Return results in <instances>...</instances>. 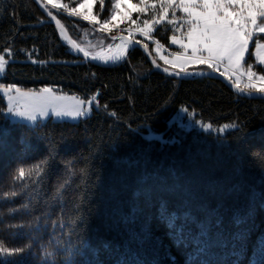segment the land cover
<instances>
[{
	"label": "trees",
	"instance_id": "16d2710c",
	"mask_svg": "<svg viewBox=\"0 0 264 264\" xmlns=\"http://www.w3.org/2000/svg\"><path fill=\"white\" fill-rule=\"evenodd\" d=\"M100 7L94 13L107 19L108 0L102 16ZM49 8L74 39L66 22L80 20ZM168 11L175 29L157 27L153 37L174 50L171 37L189 25L178 8ZM44 19L33 0H0V50L10 61L0 84L96 95L99 106L77 121L28 125L8 120L0 95V243L26 248L0 264H264V99L211 77L163 75L138 48L115 65L86 61ZM135 39L164 65L151 41ZM184 107L213 128L240 127L171 125ZM36 165L39 177L16 178Z\"/></svg>",
	"mask_w": 264,
	"mask_h": 264
},
{
	"label": "snow or ice",
	"instance_id": "6c2138e0",
	"mask_svg": "<svg viewBox=\"0 0 264 264\" xmlns=\"http://www.w3.org/2000/svg\"><path fill=\"white\" fill-rule=\"evenodd\" d=\"M97 2L101 6L99 15L102 16L105 0H83V3L79 7L71 9V14L82 16L84 21L99 24L101 30L106 32H111L126 21H131L133 25H136L137 21L132 18L133 13H145L149 4H151L153 9L158 4L166 5L167 7L161 9L159 19H145L142 27L137 25V31L142 36H149L153 33L156 25L161 24L162 21L167 19L169 7L178 8L180 12L186 14L189 18L186 21L189 27L186 32V40L173 35L171 43L173 45H180L185 50V53L190 50L191 55L182 56L181 53L177 52L176 56L179 63L167 61L166 57H162L166 62L171 63L173 68H179V72L169 73L167 68H164L163 71L174 76L181 74L184 76L205 75L203 71L188 70V66L205 65L207 69L215 72L219 70L220 64L227 62V68L231 69V74L227 79L231 80L232 76L236 77V82L233 85L235 89L246 96L256 94L264 98V42H262L264 41V0H139L138 4L133 3V0H108L111 8L115 11L110 15L109 19L104 20L98 19V15L94 14V6ZM44 4H50L53 8L62 7L60 0H41L42 7ZM141 5H144V7ZM49 16H52L50 12ZM172 16H176L175 11L172 12ZM52 19L55 20L56 18L52 16ZM56 23L60 25L59 20H56ZM167 23L173 24L174 21L168 19ZM176 30L178 31L179 28ZM140 43L141 41L139 40L134 41L135 45H139ZM143 47L145 50L148 49L147 44H144ZM250 47H254L255 50L250 52ZM128 50L126 47L125 51ZM0 51L5 53L4 55H0V74H3L6 70V65L10 62L6 59L9 50L6 48ZM250 54L255 59L254 64L248 63L246 59ZM87 55L88 53H85V56ZM33 62L35 63L36 61ZM153 63L155 64V61ZM257 68L261 70L257 71ZM219 74L220 76H225V72H220ZM245 76L247 77V83L244 87H241L240 80ZM12 89H15L17 93L22 91L15 84L7 85L6 89L3 84H0V92L4 96H7V91ZM28 91L32 92L30 89ZM40 93H48L55 96L52 88H41L39 93H34L40 99V104L24 111L14 110L9 105L7 106V114L35 124L38 118L49 116L48 108L51 107V115L55 117L76 119L89 114L92 110V104L96 101V95H93L90 99L79 101V104L84 107H76L74 109L57 108L51 104L50 97L41 96ZM7 98L11 99V97ZM181 111L187 113L189 119H192L195 115L194 111H189L187 107L182 108ZM113 115L115 114L113 113ZM195 123L200 125L204 131H217L219 133L240 127L236 122L225 124L219 128H213L212 123H204L199 119ZM36 169H39L38 165L35 168L27 169V171L24 167H19L16 178L23 179L30 177L34 171L36 176L39 177L41 173ZM25 187H27V184H25ZM61 187H65V185H61ZM10 195L16 197L18 193L12 191ZM24 207H27V205ZM25 251L26 248L24 247L9 248L4 243H0V256L10 258L21 255ZM49 255L51 254L49 253Z\"/></svg>",
	"mask_w": 264,
	"mask_h": 264
},
{
	"label": "rangeland",
	"instance_id": "374dc122",
	"mask_svg": "<svg viewBox=\"0 0 264 264\" xmlns=\"http://www.w3.org/2000/svg\"><path fill=\"white\" fill-rule=\"evenodd\" d=\"M81 3H83V0H77L75 5L71 7V6H69L68 2L65 3V2L60 1V4L62 5V7H59V8H53L50 4H48V5L51 6L53 9H55L57 11V13H60V11H63V12L69 13L73 17H80L81 18V19L77 18L78 20H80L79 23L70 21V22H66V24L70 28V30L74 36L75 41L80 46H82L85 50L89 51L90 53H95V52L102 51V50L107 51V52L112 51L114 49V47L119 43L118 41L107 40L104 37V35L98 33L97 32L98 29L101 30V26L99 24L84 21L82 16H75V15L71 14V9L73 7H79V5ZM133 3L138 4L139 0H133ZM63 6H66V7H63ZM141 6L144 7V5H141ZM164 7H167V6L158 4L156 6V8L153 9L151 7V4H149L147 6V10L145 13H133L132 18L137 21L136 25H133L131 23V21H126L125 23L121 24L118 28H114L111 32H114V33L124 32L133 38H135V36H140V37L146 39L147 41H151L152 50H153V53L156 56V58H158V60H160V62H162L164 64V66L175 69V70H179L178 67L173 68L172 64L166 62V60L162 59V57H166L167 61H175V62L179 63V61L177 60V56H176L177 52L181 53L182 56L191 55V52H187V53H185V51L181 52L179 50H175V47H173L174 50H171L165 46H162L160 43H157V40L153 37V33H151L149 36H142L137 31V25L142 27L143 21L145 19H148V20L159 19L160 15H161V9ZM114 11L115 10L111 8L108 17H106V18L109 19L110 15ZM186 17H187V15H186ZM69 18H71V17H69ZM168 19L173 20V18H170V17L167 18L166 20L162 21L161 24L156 25L154 31L156 30L157 27L165 28L168 25V23H167ZM187 19H189V18L187 17ZM173 21L175 23V20H173ZM164 23H166V24H164ZM174 23L170 25V27H172V29H175V27H173V26H176ZM178 28H180V27H178ZM104 32H106V31H104ZM107 33H109V32H107ZM114 33H110V34H114ZM170 45L173 46L171 41H170ZM195 66L197 67L200 65H189L188 69H191ZM218 71L225 72V74L227 76H229L231 74V69L227 68V64L225 62L219 65ZM0 75H2V74H0ZM231 79L234 82H236L235 76H232ZM240 83L242 85H245L247 83V77L246 76L242 77L240 80ZM4 86L6 89L7 85H4ZM44 87L52 88L54 93H55V96H52V94H48V93H40V95L45 96V97H50L51 104L57 108L74 109L76 107H84V106H81L79 104V101L82 99H84V100L90 99L93 96V95H91L89 97H81V96H78L76 94H71V93L59 91L57 88L49 86V85L40 86L37 88H21L22 91L20 93H17L15 91V89H12L10 91H7V96H4L3 93L0 92V95L2 96V99H3L4 104H5L4 113H5L6 117L8 118V120L14 121V122H23V123L28 124V125H34V124L29 123L28 121L20 120L17 117H14V116L7 114V106L11 105L14 108V110H19V111L31 109L33 106L41 103L40 99L38 97H36L34 95V93H39V90L41 88H44ZM29 89L32 90V92H29L28 91ZM7 97H11V99H8ZM96 106H97V102L95 101L92 104L91 108L92 109L94 107L96 108ZM181 109L182 108L177 110L175 112V114L171 117V119L169 120V123L171 125H173L175 127H180L183 129H188L190 127L201 128L200 125L195 123V121L197 120L196 118L193 117L192 119H189L188 114L182 112ZM51 111H52L51 107L48 108L49 116L45 117V118H38V121L36 123L43 122L47 119H51L54 121L65 120V121H72L73 122V121H77L81 118H84V117L90 115L92 112V110H91V112L89 114H87L86 116H82V117H79L76 119H72L69 117H64V118L55 117V116L51 115ZM144 135L146 137L163 139L161 132H156V131H153L151 129H148Z\"/></svg>",
	"mask_w": 264,
	"mask_h": 264
},
{
	"label": "water",
	"instance_id": "95a60500",
	"mask_svg": "<svg viewBox=\"0 0 264 264\" xmlns=\"http://www.w3.org/2000/svg\"><path fill=\"white\" fill-rule=\"evenodd\" d=\"M33 2L35 3V5L39 8V10L43 13V15L45 16V19L43 21L51 23L54 27V29L56 30V32L58 33L59 37L62 40V43L64 45H66L68 48H70L72 50L73 53H75L78 57L95 63V64H99V65H106V66H111V65H115L121 61H123L125 59V57L128 55V53L133 49V48H138L140 49L144 56L146 57L148 63L150 64L151 68L154 71H157L163 75H166L168 77H172L175 78L177 80H181V79H192V78H202V77H211V78H215L218 79L220 81H222L232 92H234L235 94H237L240 97H245V98H262L259 95L254 94L253 96H246L241 94L237 89H235L233 87L234 85V81L231 79H227V75L225 74V76H220V71H215L213 72L212 70L209 69H188L190 71H196V72H200L203 71L205 73V75H190V76H184L183 74L179 75V76H174V75H169L168 73H166L165 71H163L164 68L168 69V72H179V70H175L169 67H166L162 64H160L151 54L150 50L147 49L145 50L143 45L144 43L141 42L139 45H135L134 41H136L137 39L129 36L128 34L124 33V32H120V33H114V34H110L105 32V35H107V37L110 40L113 41H118L121 42L122 44H124L123 49L121 50L120 54L113 58V59H98L95 57V55L93 53H90L89 51L85 50L82 46H80L69 34V32L67 31V29L65 28V26L62 24V22L59 20V18L57 16H55L51 11L50 8L48 6V4H44L43 7L41 6V0H33ZM49 12L52 14V16H54L56 19H52V16H49ZM61 14L74 18V19H81L80 17H73L71 16L69 13L60 11ZM56 20L60 21V25H57ZM128 48V51H125V48ZM85 53H88L87 56H85ZM93 57H95V59H93ZM153 61H155V64L153 63ZM157 65H159V67H157Z\"/></svg>",
	"mask_w": 264,
	"mask_h": 264
},
{
	"label": "bare ground",
	"instance_id": "6f19581e",
	"mask_svg": "<svg viewBox=\"0 0 264 264\" xmlns=\"http://www.w3.org/2000/svg\"><path fill=\"white\" fill-rule=\"evenodd\" d=\"M124 44H122L121 42H119L112 51L107 52V51H98L93 53L95 55L96 58L98 59H113L115 57H117L121 50L123 49Z\"/></svg>",
	"mask_w": 264,
	"mask_h": 264
},
{
	"label": "crops",
	"instance_id": "0c3cea01",
	"mask_svg": "<svg viewBox=\"0 0 264 264\" xmlns=\"http://www.w3.org/2000/svg\"><path fill=\"white\" fill-rule=\"evenodd\" d=\"M180 39H184V40H186V35L183 36V37L180 38ZM173 47H175L176 49H178V50L181 51V52L185 51V50H184L183 48H181L180 45H178V44L173 45ZM254 50H255V49H254V47H253L251 51H254ZM188 52H191V51L188 50ZM253 59H254V57H253ZM254 60H255V59H254ZM225 63L227 64V62H225Z\"/></svg>",
	"mask_w": 264,
	"mask_h": 264
}]
</instances>
